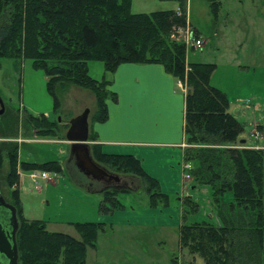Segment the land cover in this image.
Instances as JSON below:
<instances>
[{"label": "trees", "instance_id": "1", "mask_svg": "<svg viewBox=\"0 0 264 264\" xmlns=\"http://www.w3.org/2000/svg\"><path fill=\"white\" fill-rule=\"evenodd\" d=\"M131 0H0V59H27L46 77L45 90L52 101V113L59 107V95L71 85L90 91L95 110L91 123L107 118L105 101L115 95L107 87L120 64L162 66L165 73L186 87L183 108V159L194 162L192 186L208 187L211 213L216 223H183L195 211L189 197L181 200L182 222L178 242L204 264H264L262 252V175L264 149L238 148L242 132L227 111L225 94L209 83L212 64L186 63L185 46L177 41L186 26V0H158L177 4V10L131 13ZM216 16L219 0H205ZM191 38L195 32L191 31ZM197 36V35H196ZM102 65L104 75H88V63ZM36 135L55 136V120L40 114L27 115ZM16 116L10 111L0 119V137L14 134ZM67 123L62 126L66 130ZM264 140V125L260 127ZM58 130V127H57ZM14 136V135H13ZM243 140V139H241ZM88 132L92 159L113 174H122L144 183L148 207H165L168 197L161 193L131 155L106 154ZM245 141L242 143L244 144ZM18 144L0 142V180L8 188L18 182L17 168L27 172H60L56 161L19 162ZM7 161L2 172L3 160ZM128 189H101L97 212L111 216L122 210L116 196ZM11 206L17 220L15 244L17 264H85L86 249L95 247L96 236L104 229L99 222L69 223L78 235L49 232L44 222L23 217L18 190H11ZM7 203V202H6ZM194 204V205H192ZM194 206L191 209L190 207Z\"/></svg>", "mask_w": 264, "mask_h": 264}, {"label": "rangeland", "instance_id": "2", "mask_svg": "<svg viewBox=\"0 0 264 264\" xmlns=\"http://www.w3.org/2000/svg\"><path fill=\"white\" fill-rule=\"evenodd\" d=\"M219 1L221 9L214 16L205 0H187L186 20L199 33H195L197 36L193 39H198L201 47L195 48L190 41L187 43L184 32L180 33L177 41L185 46L186 63L214 66L209 83L225 94L228 113L242 126L239 138L245 143L236 147L264 148L260 129L264 125V0ZM186 28L188 32L192 31L188 25ZM96 63L98 62H94ZM99 70L93 65L88 68V75L99 80L102 77ZM108 77L110 78V75ZM46 80L45 73L34 68L27 59H0V98L7 110L17 118L16 132L7 138L0 137V142L18 144L19 162L56 161L60 168V172H25L17 168L18 182L12 188H8L3 180H0V196L5 202L11 203V190H18L23 217L44 222L45 229L49 232L64 233L78 239L69 223L98 222L97 206L101 195L94 190L101 187L96 188L97 183L79 173L68 159L69 146L65 142V130L62 126L84 109L89 111V125L91 114L95 110L94 96L90 91L71 85L59 95V107L52 113V101L45 90ZM182 89L185 95L186 87L182 85ZM238 96H246L248 102L237 103L235 98ZM108 99L109 97L106 100ZM40 114L56 121L58 130L56 127L53 134L55 136L36 135L27 115ZM6 164L4 158L2 172L7 167ZM194 165V162H183V170L186 172L184 178L190 185L193 184L190 170ZM186 166H189L188 170ZM41 172L48 178L31 179V173ZM116 175L120 180L132 183L129 188H124L131 193L117 195L119 203L127 210L133 209L135 204L143 208L148 207L144 183L134 177ZM261 186L264 223V156ZM194 187L198 189L194 198L203 196L205 201L199 206L196 204V209L192 204L194 206L190 208H193V211L195 209L192 213H211L213 207L208 187H205L207 195L199 193V189L204 186ZM191 214L186 216L183 223H193L194 219L197 223L215 224L211 218L204 220L200 215ZM84 263L204 264V261L199 255H191L185 247L179 245L177 228L149 225L113 226L99 231L95 247L86 249Z\"/></svg>", "mask_w": 264, "mask_h": 264}, {"label": "crops", "instance_id": "3", "mask_svg": "<svg viewBox=\"0 0 264 264\" xmlns=\"http://www.w3.org/2000/svg\"><path fill=\"white\" fill-rule=\"evenodd\" d=\"M155 10H177V4L158 0L130 1L132 13H150ZM187 24L199 35L190 23ZM93 65L100 69L103 76L102 65L90 62L87 67L91 68ZM109 79L111 82L107 89L115 95V100L105 101L106 120L102 123L90 122L88 132L95 134L94 143L100 145L103 153L131 155L136 158L143 171L157 181L160 192L168 197V205L163 208H143L135 204L133 209L122 207V210L111 216L98 215L97 221L103 224V231L113 226L154 225L178 228L182 198L189 197L198 206L205 201L203 196L194 198L198 189L188 184L184 178V91L178 81L156 64H120ZM235 101L247 103L248 98L238 96ZM98 187L99 184L96 188ZM101 189L94 191L100 194ZM200 192L207 195L205 186L199 189ZM191 215H200L204 220L211 218L216 223L210 212L196 211ZM193 222L198 221L193 219ZM262 252L264 255V231Z\"/></svg>", "mask_w": 264, "mask_h": 264}, {"label": "water", "instance_id": "4", "mask_svg": "<svg viewBox=\"0 0 264 264\" xmlns=\"http://www.w3.org/2000/svg\"><path fill=\"white\" fill-rule=\"evenodd\" d=\"M186 93H189L188 91ZM88 109L67 122L64 132L65 142L68 143V159L72 161L79 173L92 181L105 179L119 182L120 178L97 164L91 157L88 142ZM240 140L239 143H243ZM108 189V188H104ZM124 189L120 188L119 190ZM17 230L16 213L13 206L6 203L0 196V264H17L15 233Z\"/></svg>", "mask_w": 264, "mask_h": 264}, {"label": "flooded vegetation", "instance_id": "5", "mask_svg": "<svg viewBox=\"0 0 264 264\" xmlns=\"http://www.w3.org/2000/svg\"><path fill=\"white\" fill-rule=\"evenodd\" d=\"M7 113V108L4 105V103L2 102L1 98H0V119L2 117H4ZM97 184H99V186L103 189V188H109V189H115V190H119L120 188H129V185H131L132 183L129 181H125V180H119V182H114L113 180L110 179H105L104 181H94Z\"/></svg>", "mask_w": 264, "mask_h": 264}, {"label": "built area", "instance_id": "6", "mask_svg": "<svg viewBox=\"0 0 264 264\" xmlns=\"http://www.w3.org/2000/svg\"><path fill=\"white\" fill-rule=\"evenodd\" d=\"M184 33H185V35H186V42L188 43V41H190L191 42V44L195 47V48H200L201 47V44H200V41L198 40V39H192L191 38V33L190 32H188V30H187V28H186V30L184 31ZM181 88H182V85H181V83L179 82V84H178ZM189 169V166H186V170H188ZM31 175V179H42V180H45L46 178H48L47 176H46V174L44 173V172H41L40 174L39 173H31L30 174Z\"/></svg>", "mask_w": 264, "mask_h": 264}]
</instances>
